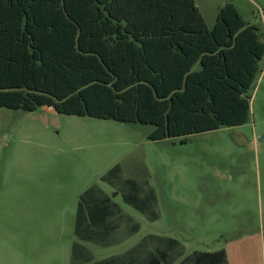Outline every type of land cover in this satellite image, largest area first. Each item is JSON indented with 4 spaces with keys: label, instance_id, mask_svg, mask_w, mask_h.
I'll list each match as a JSON object with an SVG mask.
<instances>
[{
    "label": "trees",
    "instance_id": "obj_1",
    "mask_svg": "<svg viewBox=\"0 0 264 264\" xmlns=\"http://www.w3.org/2000/svg\"><path fill=\"white\" fill-rule=\"evenodd\" d=\"M263 57L261 29L232 2L210 30L195 0H0V108L152 125V141L246 124ZM141 191L124 202L158 219L154 192ZM112 201L98 186L85 191L76 235L95 240ZM165 246L145 264H163ZM80 249L88 252L75 243L74 260ZM88 255L87 264H110ZM180 264L229 263L220 250Z\"/></svg>",
    "mask_w": 264,
    "mask_h": 264
},
{
    "label": "rangeland",
    "instance_id": "obj_2",
    "mask_svg": "<svg viewBox=\"0 0 264 264\" xmlns=\"http://www.w3.org/2000/svg\"><path fill=\"white\" fill-rule=\"evenodd\" d=\"M195 2L210 30L232 2L264 42V0ZM248 96L246 124L187 143L150 140L152 125L0 108V264H71L76 206L97 186L141 223L138 240L166 235L188 253L264 264V57ZM141 187L156 196L155 222L123 200Z\"/></svg>",
    "mask_w": 264,
    "mask_h": 264
},
{
    "label": "crops",
    "instance_id": "obj_3",
    "mask_svg": "<svg viewBox=\"0 0 264 264\" xmlns=\"http://www.w3.org/2000/svg\"><path fill=\"white\" fill-rule=\"evenodd\" d=\"M106 193L109 194L108 192ZM80 197L75 213V240L71 245V264H87L86 258L89 256V252H91L93 255V263L110 262V264H145L151 253L158 252L159 242L166 245L164 251H167V254L165 255L167 256V259L163 262V264H180L184 259L192 256L197 251H220L195 250L191 253H188L185 242L174 237L154 233L147 234L138 240L137 235L142 229L141 223H138L135 219H133V217L122 207H120L116 200L113 199L112 203L116 204L118 208L114 209L115 212L108 219L107 226L97 230L98 235L96 236L95 240L86 239L85 237L81 238L76 235L75 232ZM158 219L149 220L151 222H155ZM99 231L101 234H99ZM169 238L178 240L179 244L170 243L168 240ZM75 243L85 247L88 252L80 249L79 258L74 260L73 247ZM170 245L172 246L171 248ZM225 251L227 253L228 263L233 264L228 251Z\"/></svg>",
    "mask_w": 264,
    "mask_h": 264
},
{
    "label": "water",
    "instance_id": "obj_4",
    "mask_svg": "<svg viewBox=\"0 0 264 264\" xmlns=\"http://www.w3.org/2000/svg\"><path fill=\"white\" fill-rule=\"evenodd\" d=\"M177 50L180 51V48L178 47Z\"/></svg>",
    "mask_w": 264,
    "mask_h": 264
}]
</instances>
